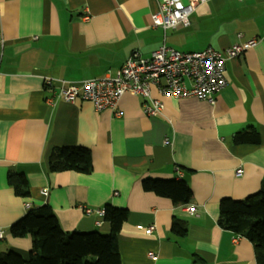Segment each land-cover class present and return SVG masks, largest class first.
<instances>
[{"label": "crops", "instance_id": "1", "mask_svg": "<svg viewBox=\"0 0 264 264\" xmlns=\"http://www.w3.org/2000/svg\"><path fill=\"white\" fill-rule=\"evenodd\" d=\"M161 1L0 0V253L28 259L32 239L9 229L41 205L65 232L108 234L99 212L110 204L128 211L117 240L122 264H257L254 245L220 227L218 211L222 200H246L264 183V0H208L190 26L167 31L151 24ZM252 39L254 48L227 61L228 85L214 104L152 87L161 115L146 116L142 98L128 93L117 117L56 98L64 82L114 77L133 53L148 59L164 42L180 52H222ZM249 128L260 142L234 143ZM59 147L89 149L92 172H51ZM10 176L26 186L24 196ZM148 179L188 183L196 214L143 190ZM176 220L185 236L172 232Z\"/></svg>", "mask_w": 264, "mask_h": 264}, {"label": "trees", "instance_id": "2", "mask_svg": "<svg viewBox=\"0 0 264 264\" xmlns=\"http://www.w3.org/2000/svg\"><path fill=\"white\" fill-rule=\"evenodd\" d=\"M257 129L249 128L235 134L236 144H258ZM84 147H59L50 157L53 173L73 171L82 174L92 172V154ZM17 195L24 196L26 186L18 178L10 176ZM256 195L246 200H222L219 206L218 225L239 237L248 239L255 250L257 264H264V183ZM185 181H143V190L171 199L176 205H189L192 191ZM128 211L108 204L104 208V220L110 224V232H65L49 205L30 210L17 220L9 231L15 238L30 237L32 249L28 259L9 251L0 253V264H122L119 255L118 235L128 219ZM172 232L185 236L187 226L176 220Z\"/></svg>", "mask_w": 264, "mask_h": 264}, {"label": "built area", "instance_id": "3", "mask_svg": "<svg viewBox=\"0 0 264 264\" xmlns=\"http://www.w3.org/2000/svg\"><path fill=\"white\" fill-rule=\"evenodd\" d=\"M207 2L208 0H190L189 4L181 5L177 0H162L159 10L151 16V24L164 31L175 29L178 25L188 27L190 16L196 8ZM4 41L3 32L0 30L2 48ZM257 43L256 39H252L244 45H233L222 52L212 48L199 52H180L164 42L148 59L137 52L133 53L124 61L114 77L105 75L82 82H62L56 98L66 103L87 101L92 103L98 112L111 110L117 117L122 115L118 108L119 100L128 93L142 98L143 113L146 116L161 115L164 104L163 101L152 97V87L157 88L161 95L172 96L174 99L194 97L214 104V97L228 85L225 72L227 61L241 56ZM46 85H52V81L47 80ZM48 102L53 103L52 100ZM241 172L240 169L235 173L241 176ZM47 192L44 190V194ZM30 206L29 203L26 204L28 209ZM186 210L191 215L197 211L194 205H186ZM86 213L90 214L91 210L87 209ZM99 213L104 215V211ZM148 231L152 232L153 228L150 227ZM4 232L0 229V242L4 239ZM150 256L153 258V255Z\"/></svg>", "mask_w": 264, "mask_h": 264}]
</instances>
